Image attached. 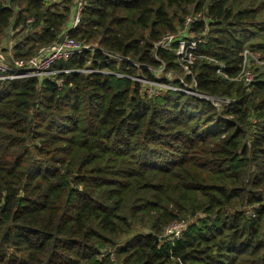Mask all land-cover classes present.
Instances as JSON below:
<instances>
[{"label":"trees","instance_id":"1","mask_svg":"<svg viewBox=\"0 0 264 264\" xmlns=\"http://www.w3.org/2000/svg\"><path fill=\"white\" fill-rule=\"evenodd\" d=\"M75 1L0 0L8 60L66 33L92 49L0 81V264H264V70L246 86L198 57L188 76L155 49L201 14L196 54L233 78L244 50L264 62V0H82L69 31ZM193 82L220 107L168 89Z\"/></svg>","mask_w":264,"mask_h":264},{"label":"built area","instance_id":"2","mask_svg":"<svg viewBox=\"0 0 264 264\" xmlns=\"http://www.w3.org/2000/svg\"><path fill=\"white\" fill-rule=\"evenodd\" d=\"M75 2L76 5L74 6V11L71 16L69 31H74L75 29H77L81 21L82 0H76ZM202 20L203 16L201 14H195L187 17L183 25V30L179 31L178 34H167L161 41H159L155 45V49L169 50L172 45L175 46L174 54L177 57V61L180 66L183 67L182 69L188 76L191 74L190 66L193 64V61L199 57L215 64L217 68L216 73L218 76H221L226 80L243 81L246 86L251 85V83L256 77L251 67H261L264 70V62L258 61L257 57L253 55L252 52H250L249 50L243 51L241 55L243 61L240 71L233 78H230L228 76L225 66L222 63L215 62L212 57L199 56L196 54L198 46L206 44V40L204 37L194 36L191 32H189V30L192 27V24L200 22ZM29 22H31V20H29L28 23ZM84 51L92 52V49H90L89 45L75 41L68 35V33L64 34L63 39H61V41L49 45L46 51H43L42 54L40 53L39 55L31 57L27 60H8L7 56L0 50V81L32 77L49 78L56 74V72L52 70V66L56 62L60 60H67L75 55H80ZM109 59L114 62L121 61L124 63L131 64L128 58L123 59L117 55H109ZM133 65L139 67L138 64ZM163 70V68H160L157 72L159 73ZM83 72L92 74L96 73L97 71L88 68ZM118 75L120 77H123V75L121 74ZM136 78L138 77L131 78V80L136 81L140 84H145V80L141 82ZM150 85L152 88V93L147 94L148 97L156 96L158 95L161 89L167 88L166 85H163L160 82H151ZM196 86L197 85L195 84V82H193L191 85H186L183 83L181 89H175L170 87H168V89L180 90L184 94L208 101L216 108L220 107L219 101L215 98L197 93ZM223 102L228 103L229 100H224ZM185 227L186 223L184 221H178L166 229V231L164 232V236L166 238H169L170 240L179 239Z\"/></svg>","mask_w":264,"mask_h":264},{"label":"rangeland","instance_id":"3","mask_svg":"<svg viewBox=\"0 0 264 264\" xmlns=\"http://www.w3.org/2000/svg\"><path fill=\"white\" fill-rule=\"evenodd\" d=\"M14 42H15V40H14ZM7 44V40H4V42L2 43V47H4L5 45ZM49 46V45H48ZM7 48V47H6ZM46 49H47V47L45 46V48H44V50H42L41 51V53L43 52V51H46ZM4 55V54H3ZM33 56H35V55H32L31 57H33ZM37 56V55H36ZM121 63V61H119L118 62V64H120ZM103 73H107L106 71H103ZM139 74V73H138ZM176 76V74L175 75H170L168 72H164V71H160L159 73H157L156 74V78L157 79H162V78H167V79H173L174 77ZM137 80H139V81H141V82H143L144 80L143 79H140V78H136ZM145 86L144 87H142V90H144V93L147 95V94H151L152 93V88H151V85H150V83H148V82H145V84H144ZM167 229V228H166ZM166 229L164 230V232L166 231Z\"/></svg>","mask_w":264,"mask_h":264}]
</instances>
